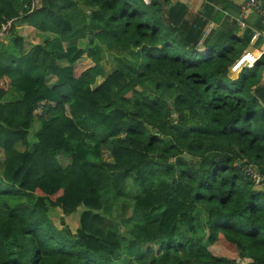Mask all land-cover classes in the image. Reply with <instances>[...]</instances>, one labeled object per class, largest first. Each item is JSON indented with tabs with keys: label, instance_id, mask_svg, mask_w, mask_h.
<instances>
[{
	"label": "trees",
	"instance_id": "obj_1",
	"mask_svg": "<svg viewBox=\"0 0 264 264\" xmlns=\"http://www.w3.org/2000/svg\"><path fill=\"white\" fill-rule=\"evenodd\" d=\"M169 1L0 0L43 37L0 75V264H264V54L233 76L254 30Z\"/></svg>",
	"mask_w": 264,
	"mask_h": 264
},
{
	"label": "crops",
	"instance_id": "obj_2",
	"mask_svg": "<svg viewBox=\"0 0 264 264\" xmlns=\"http://www.w3.org/2000/svg\"><path fill=\"white\" fill-rule=\"evenodd\" d=\"M245 0H218L217 3H212L208 0H170L171 4H183L192 15H201L208 8L212 9L213 16H220V14L224 15L221 23L217 24L213 19L208 23L207 32L218 29V25L222 26L225 23L229 25H234L235 28L238 29V32H242L247 28H251L254 30L255 35H257V39L252 41L250 46L246 49V51H251L255 53L259 59L264 54V23L262 19L258 17L256 14H251L247 19V28H242L237 24L236 19L240 15V6ZM171 5L168 6V8ZM3 26V25H2ZM11 29H14L11 31ZM1 32V30H0ZM15 35L23 36L27 39L28 43L38 44L42 42L41 34L34 30V27L27 24V22L23 20L13 21L10 27L9 35L1 36L0 35V75H6L9 70H11V62L10 56L13 52L12 41ZM114 56V55H113ZM102 64V63H101ZM62 68H67V63H61ZM116 66L114 69H117ZM114 72V71H113ZM49 85L54 84V80H50L48 82ZM4 86V84H2ZM7 86V85H6ZM6 86L3 88L8 89ZM24 92L19 90L18 88H11L0 101V105L9 102H19L24 99ZM41 129V124L38 120H34L31 128V132L29 135L30 146H33V143L36 141V133ZM16 148L20 151H24L27 148L18 144ZM29 149V148H28ZM5 151L0 149V180L3 178L5 173Z\"/></svg>",
	"mask_w": 264,
	"mask_h": 264
},
{
	"label": "built area",
	"instance_id": "obj_3",
	"mask_svg": "<svg viewBox=\"0 0 264 264\" xmlns=\"http://www.w3.org/2000/svg\"><path fill=\"white\" fill-rule=\"evenodd\" d=\"M145 3L149 4L150 0H144ZM34 9V6L28 7L29 12L31 13ZM251 14H256L264 23V0H245L240 6V15L236 19L238 25L242 28H247V19ZM11 22H7L2 26L0 35L5 36L9 35ZM257 39V35H254L253 40ZM259 60V57L251 52L245 51L243 55L236 61L232 67V73L235 75L240 74L244 69H251ZM247 176L252 179L256 184L264 190V175H261L254 167H248L246 170Z\"/></svg>",
	"mask_w": 264,
	"mask_h": 264
},
{
	"label": "rangeland",
	"instance_id": "obj_4",
	"mask_svg": "<svg viewBox=\"0 0 264 264\" xmlns=\"http://www.w3.org/2000/svg\"><path fill=\"white\" fill-rule=\"evenodd\" d=\"M102 59V64H100V68L102 70V72L107 76L109 74H111L113 71H115L116 69H114L117 65V62L115 61V57L113 56L112 52H109L107 50L103 51L101 54ZM233 76H236L235 74H233ZM104 159H106L107 161L110 160V157L107 154L104 155ZM71 158L70 157H63L60 156V161L62 162L63 165H67L70 163ZM115 213H117V215L120 216H125L127 217V219L131 218L134 216L133 213V209L129 208L128 212L126 214L122 213V210H116ZM55 218H56V224H59V222L62 225H68L73 231H76L77 229V223H78V216L77 215H73L71 217H65L64 215H61V211H56L54 214ZM63 217V223L61 222V218ZM156 252L159 251V247H155ZM211 250L214 254L219 255V256H225V257H236L232 252H230L224 245L222 242L217 243L216 245H214V247H211ZM236 259H238V257H236Z\"/></svg>",
	"mask_w": 264,
	"mask_h": 264
},
{
	"label": "water",
	"instance_id": "obj_5",
	"mask_svg": "<svg viewBox=\"0 0 264 264\" xmlns=\"http://www.w3.org/2000/svg\"><path fill=\"white\" fill-rule=\"evenodd\" d=\"M241 163H239V165H240ZM61 222L63 223L64 221H63V217L61 218Z\"/></svg>",
	"mask_w": 264,
	"mask_h": 264
}]
</instances>
